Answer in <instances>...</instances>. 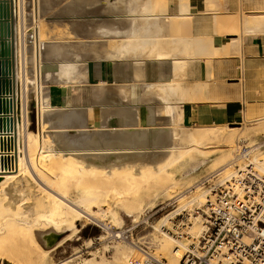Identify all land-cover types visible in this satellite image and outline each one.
Here are the masks:
<instances>
[{"label":"crops","instance_id":"0c3cea01","mask_svg":"<svg viewBox=\"0 0 264 264\" xmlns=\"http://www.w3.org/2000/svg\"><path fill=\"white\" fill-rule=\"evenodd\" d=\"M26 3L27 18L21 28V34L23 35L25 29L33 25L36 13L37 37L36 41H28L27 64L22 67L18 43L21 36L20 26L17 23L15 55L16 61H19L16 63L20 76H17L16 82L20 88L25 83L29 85L28 108L25 106L24 115L27 118L21 115V122L25 119L28 131L40 139V144L43 136L45 138L48 135V131L52 135L54 133L58 135L60 140L57 138L55 140L59 141V150L75 149L81 153L87 148L86 129L94 126L95 135L105 133L104 140L107 139V142L116 141L124 136L133 140L135 146L146 144L149 146L154 135L150 126L158 123L168 125L176 119L174 122L182 126H209L240 121L253 122L264 118V27L254 26L253 22L247 27L243 22L244 19L264 15V0H166L165 8L155 11L151 17L161 18L164 15L171 19L155 32L144 31L142 37L145 44L141 51L139 50V55H135L133 46L131 48L129 46L133 45L136 36L135 17L141 13L140 11L133 13L135 0H26ZM156 6L155 2L150 4L151 8ZM184 19L190 21L187 22L189 27ZM145 23L146 20L144 29ZM126 29L129 30L127 31L129 35L123 32ZM232 34L234 37H228ZM196 38H205L207 43L205 45L211 40L208 49L212 43L213 47L209 50L211 52L214 48L212 52H203L207 49L204 45L201 48L203 54L200 56L194 53L197 49L194 45L193 51L192 47L190 49L184 46L186 40L196 41ZM0 41L3 45L5 40ZM123 44L127 45L125 49L121 48ZM104 49H108L106 54H103ZM184 49L191 53L186 55ZM158 53L163 55L159 56ZM63 63H73L75 69L67 74L61 69ZM26 77L29 82H26ZM37 82L40 90L38 95ZM176 83H179L180 93L176 91L177 95H171V98L167 88L175 87ZM177 84L175 88L178 87ZM196 84L204 87L202 93L197 90ZM162 85L166 89L161 93ZM181 91L190 92L189 94L196 96L197 99H182ZM37 97H41V100H37ZM168 97L171 98V102L174 101L173 103L179 101L177 105L171 103L175 112H178L176 118L164 112L165 99ZM73 111L77 113V117L81 114L76 120L75 113L71 117ZM118 124L127 128L138 125L140 128L127 129L119 133L114 131V128L119 127ZM45 125L46 132H43ZM110 128L112 132L107 133L106 129ZM160 131L171 135L169 129L164 128Z\"/></svg>","mask_w":264,"mask_h":264},{"label":"rangeland","instance_id":"374dc122","mask_svg":"<svg viewBox=\"0 0 264 264\" xmlns=\"http://www.w3.org/2000/svg\"><path fill=\"white\" fill-rule=\"evenodd\" d=\"M26 5L27 3L25 1V7ZM250 19H252V21L255 19L264 21V15H258ZM24 23L25 21L21 22V20L20 23L18 22L21 35L18 43L22 67L27 64L26 52L28 48V40L24 39L21 34V28ZM230 30L233 31L234 29ZM228 37H234V35L232 34ZM26 80V82H29L28 77H26ZM23 86L25 88L24 94H26L27 100L26 108H28L29 85L25 83ZM199 86L202 87L200 90L201 92L199 91L202 93L204 87L201 84H199ZM158 125H160V127L167 126L162 124ZM46 127L47 126L45 125L43 132H46ZM183 127L185 135H188V133L193 131L198 138L191 145H188L187 143L186 145L183 140L179 142L177 147L180 152H177L178 155L176 156H171L169 153L171 149L169 148V145L173 146L174 143L172 139H170L171 135H168V132H166V135H164L165 133L163 134V132L161 133V135L166 137L164 140L166 142L163 144L166 147L163 145H156L145 151L121 153L122 155L133 154L138 156L127 162L125 167H122V170L125 171H128L129 169L136 171L135 173H132L134 179L132 178L131 181L128 182L129 190L126 196L110 195L106 201L105 191H107V188L113 186V183H111L112 181L109 179L110 181H102L98 183V185L101 186L98 194L101 196H99L96 201L84 200L83 197L88 194V191L90 192L88 186L92 185V183L89 182V180L80 177V174L78 173H80L81 170H75L77 174L73 173V171L70 173V171L64 170L66 169V166H68L70 159L72 162H79L82 161L85 154L82 152L80 154H66L68 159L65 158V156L58 157L57 155H53L51 150L58 149L59 147V141L55 140V138L58 140L60 139L56 133L52 135L47 131L48 135L45 138L43 136L44 140L42 139L43 141L41 142V145L40 139L36 137L37 139L33 140L35 147L32 145L34 149L30 147L28 150V155H30V160H32L31 169L26 167L27 170H23L22 174L20 173L18 178L16 177L17 179L13 178L5 184V186H0V208L2 207L1 204H4L3 206L6 207V201L3 203L2 199L6 198V187H8L10 182L15 180L18 184L17 188L12 191V194L14 193L13 196L15 197H13V200H18V204L15 208H11L13 212L20 210L28 214L29 211L26 210H29L30 208L34 209L32 207H36L40 204L46 197L44 195H47L46 190L43 189L38 182L39 178H41L43 181L48 182L47 184L50 187L51 185L54 186L51 188L62 194L65 193V195L74 201L79 199L78 201L82 202V204L84 203V207L88 206V209L97 213L94 216H87L88 218L86 216H81L79 220H76L75 216H73L68 219V221L71 223L74 222V224H69L68 226L61 225L60 228L57 229L58 231L53 229L52 225H46V223L37 226L38 229H35L37 243H40L39 245L46 249L47 253L50 252L46 255L47 264H52V262L53 264H59L62 263V261H69L71 264H76L82 263L88 259H94L96 263L100 264H122L125 262L124 260L127 259L125 258L126 255L129 257V260L132 257H136L135 255L139 254L137 249L140 248L147 250L150 255L163 260L168 264H176L174 261L175 250L181 247V243L190 244L191 242V237L186 236L185 233L195 235L202 229V219L194 218V213L192 212L193 208L201 205V203L205 201L206 195L208 194L207 191L218 186L220 182H222L223 177L227 175V172L230 173L232 167H228L229 160H234L236 158V155L233 154V152L238 149V144L241 145L242 142L251 144L259 139H264V118L253 122L242 123V121H240L231 124H211L209 126L188 125ZM94 129V126H89L87 136L89 134H91L90 136H95L96 130ZM37 143L38 145H36ZM104 145L103 147L106 148L114 146H107V144ZM93 147L94 146L87 145V148ZM89 153V155H92L95 159H104L108 156L119 155L118 153L109 154L108 152H103L101 154H97L96 152ZM56 157H58L59 160L53 162L56 160ZM53 158L55 159L53 160ZM257 158H260L261 162L264 163V161H262V159H264V148L262 154L257 156ZM60 162L62 166L65 164L63 169ZM162 164L165 166L160 169L158 166ZM45 165H48V167ZM75 165L79 166L77 163ZM229 165H231V162ZM26 172H29V176ZM38 176L41 177L38 178ZM43 176L46 178H43ZM35 180H37L38 183ZM126 183L127 182L123 180H116L114 185L123 187ZM28 184H31V186ZM80 196H82V198ZM199 196L202 197L200 198ZM21 202L24 203V206L19 204ZM109 202L114 203V205L111 204L110 206ZM28 204L31 206L28 207ZM109 209L110 211H108ZM0 211L3 212V215H1L2 212L0 213L1 241L5 239L7 234V231L5 232V230L2 229V227H5V221L7 220L5 218H9L11 213L2 210V208ZM32 212L34 213L35 211L32 210ZM30 214L32 213L30 212L29 215ZM183 214L188 218L184 217V222H181L180 219ZM189 214L192 216L189 217ZM146 216H149L147 222H143L136 230H134L132 237L116 238L112 235V230H114V232H120L121 229H126L130 226L133 220H139ZM163 226H165V231L169 228L170 232L166 233L164 231L165 233H163ZM15 229L16 228H14V230ZM182 230L185 232L184 238L178 240L179 238L176 237V234L183 233ZM55 234H57V236H55ZM24 236L25 234L23 237ZM7 240L11 242L10 239ZM34 253H37V255L39 254V252L35 250V247ZM144 258L145 256L141 255V259L144 260ZM36 264L42 263L39 261L38 263L36 262ZM125 264L131 263L125 262Z\"/></svg>","mask_w":264,"mask_h":264},{"label":"bare ground","instance_id":"6f19581e","mask_svg":"<svg viewBox=\"0 0 264 264\" xmlns=\"http://www.w3.org/2000/svg\"><path fill=\"white\" fill-rule=\"evenodd\" d=\"M25 1L26 0H20V11L18 12V6H16L15 8V17L16 18H19V19H16L15 18V27H16V25H17V23L19 22L20 23V20H21V22H24L25 20H26V18H27V16H26V10H25ZM126 1V0H125ZM128 2H132V1H128ZM127 2V3H128ZM153 2H155L156 4H157V6L155 7V8H151L150 7V4L151 3H153ZM123 3V2H122ZM130 5V4H129ZM132 5H133V3H132ZM165 5H166V0H135V12L133 11V13L135 14L136 12L138 13L139 11L141 12L140 13V15L139 16H136V15H133V16H136L135 17V26H136V28H135V34H136V36H135V40H134V43H133V45H130L129 44V46H130V48H131V46H133V48H134V50H135V55H139L140 54V49L144 46V41H143V33H144V31H146V33L147 32H151V31H157L161 26H164V25H166L169 21H170V19H171V17H169V16H162L161 18H157L156 16V18H153L152 19V17H151V15H154L155 13V11H159V10H161L163 7L165 8ZM118 7H119V5H117ZM125 7V6H124ZM123 7V8H124ZM191 7V6H190ZM122 8V7H121ZM167 8V7H166ZM127 9H129L128 7H127ZM127 11V10H126ZM129 12V11H128ZM127 12V13H128ZM218 12V11H217ZM131 13V12H130ZM130 13H128V14H130ZM167 14H169V13H167ZM157 15V14H156ZM174 15V14H173ZM181 15V14H180ZM183 15H185V14H183ZM125 16V15H124ZM126 17V16H125ZM130 17V16H129ZM160 17V16H159ZM181 17H182V15H181ZM190 17V16H189ZM221 17V16H220ZM225 17V16H224ZM248 17V16H247ZM184 18V17H183ZM182 18V19H183ZM185 18H186V16H185ZM188 18V17H187ZM181 19V18H180ZM16 20H17V22H16ZM144 20V21H143ZM145 20H146V23H145V29L143 28V25H144V22H145ZM243 20V19H242ZM113 21V20H112ZM132 21V20H131ZM181 21V20H180ZM184 22L186 23V25H187V27H189L188 25L189 24H187V22L188 21H185V19H184ZM190 22V21H189ZM188 22V23H189ZM244 22V24L247 26V27H249V25L251 26V23L253 22V24L252 25H254V26H258V27H262V26H264V21L263 20H260V19H255L254 21H252V19H250V18H248V19H245V21H243ZM132 23V22H131ZM133 24H134V22H133ZM132 24V25H133ZM181 24V23H180ZM215 24V23H214ZM24 25V24H23ZM182 25V24H181ZM192 25V24H191ZM20 26V25H19ZM22 26V25H21ZM244 26V25H243ZM106 27V26H105ZM114 27H116V26H114ZM134 27V26H133ZM109 28V27H108ZM119 28V27H118ZM117 28V29H118ZM186 28V27H185ZM254 28V27H253ZM107 29V28H106ZM128 29H130V28H128ZM128 29H126L125 31H123V32H127V31H129ZM181 29V28H180ZM189 29V28H188ZM16 30V29H15ZM111 30H113V29H111ZM119 30V29H118ZM187 30V29H186ZM250 30H253V29H250ZM255 30V29H254ZM103 31V30H102ZM102 31H101V33H102ZM115 31V30H114ZM122 31V30H121ZM120 31V32H121ZM133 31V30H132ZM188 31V30H187ZM16 32V31H15ZM153 32V33H154ZM254 32V31H253ZM256 32V31H255ZM100 33V32H99ZM100 33V34H101ZM114 33V32H113ZM233 33V32H232ZM16 34V33H15ZM98 34V33H97ZM111 34V33H110ZM129 35L130 33H126V35ZM159 34V33H158ZM189 34H190V32H189ZM188 34V35H189ZM69 35V34H68ZM72 35V34H71ZM148 35V34H147ZM103 36V35H102ZM113 36V35H112ZM117 36V35H116ZM123 37H124V35H122ZM158 36V35H157ZM185 36V35H184ZM187 36V35H186ZM190 36V35H189ZM115 37V36H114ZM120 37V36H119ZM131 37V36H130ZM165 37V36H164ZM111 38V37H110ZM189 38V37H188ZM194 38V37H193ZM202 38V37H201ZM206 38V37H205ZM205 38H203V39H197L196 41H187L186 40V42H185V44H184V46L186 47V48H190V47H192V51H193V45L197 48V49H195V51H194V53H196L197 55L199 54L200 56H201V48H203V46L205 45V44H207L206 43V40H205ZM119 39V38H118ZM207 39V38H206ZM194 40V39H193ZM126 41V40H125ZM185 41V40H184ZM118 42H120V41H118ZM211 42V40L209 41V43ZM213 42V41H212ZM208 43V45H210ZM57 44V43H56ZM147 44V43H146ZM151 44H152V42H151ZM153 44H154V42H153ZM208 45H205L206 46V48L208 49ZM95 46V45H94ZM202 46V47H201ZM40 47V46H39ZM38 47V48H39ZM127 47V45L126 44H123V46H121V48H126ZM213 46H212V43H211V47L210 48H212ZM37 48V49H38ZM50 48H52V47H50ZM55 48H58V47H55ZM91 48V47H90ZM95 48V47H94ZM114 48V47H113ZM205 48V47H204ZM210 48L207 50V49H205V51H203V52H206V51H209L210 50ZM214 49V48H213ZM212 49V50H213ZM49 50V49H48ZM90 51H92L91 49H89ZM98 50V49H97ZM103 50V49H102ZM101 50V51H102ZM105 51L103 52V54H106L105 52H106V50H108V49H104ZM140 50V51H139ZM212 50H211V52H212ZM16 51V50H15ZM39 52V51H38ZM37 52V53H38ZM54 52V51H53ZM94 52V51H93ZM99 52H100V50H99ZM110 52H111V50H110ZM112 52H113V50H112ZM186 55H188V54H190L191 53V51H189V50H186V49H184V51H183ZM190 52V53H189ZM210 52V51H209ZM210 52V53H211ZM102 53V52H101ZM193 53V52H192ZM207 53V52H206ZM209 53V54H210ZM213 53H214V51H213ZM40 54V53H39ZM39 54H38V56H39ZM52 54V56H53V53H51ZM59 54V53H58ZM57 54V55H58ZM102 54V55H103ZM203 54V53H202ZM132 55V54H131ZM130 55V56H131ZM158 55L159 56H161V55H163L162 53H158ZM185 55V56H186ZM193 55H195V54H193ZM196 55V56H197ZM205 55V54H204ZM212 55V54H211ZM214 55V54H213ZM54 56H55V53H54ZM119 56V55H118ZM210 56V55H209ZM41 57V56H40ZM109 57H110V55H109ZM55 58H57V56L55 57ZM126 58V57H125ZM193 58V57H192ZM24 59V58H23ZM39 59V58H38ZM185 59H186V57H185ZM138 60V59H137ZM137 60H133V62L135 61H137ZM140 60H141V58H140ZM179 60V59H178ZM178 60H176V61H178ZM184 60V59H183ZM142 61V60H141ZM145 61V60H144ZM17 61H16V55H15V63H16ZM19 62V61H18ZM17 62V63H18ZM24 62V61H23ZM42 62V61H41ZM175 62V61H174ZM178 62H180V61H178ZM16 63V64H17ZM38 63V62H37ZM139 63V62H138ZM173 63V62H172ZM188 63V62H187ZM84 64V63H83ZM177 64H179V63H177ZM183 64V63H182ZM180 65H181V63H180ZM183 65H185V64H183ZM183 65H182V67H183ZM60 66V65H59ZM18 64L16 65V79H17V76L19 77L20 76V74H19V72H20V70L18 71ZM137 67V66H136ZM139 67H141V66H139ZM145 67V66H144ZM144 67H142L143 69H144ZM54 68H56V65H55V67ZM179 68V67H178ZM177 68V69H178ZM60 69V68H59ZM61 69L65 72V73H67V74H69L70 72H72L74 69H75V65L73 64V63H63V65H61ZM50 70V69H49ZM135 70V69H134ZM138 70H140V69H138ZM51 71V70H50ZM60 71V70H59ZM76 71V70H75ZM78 71V70H77ZM85 71V70H84ZM84 71H82V72H84ZM54 72H55V70H54ZM138 72V71H137ZM141 71H139V73H140ZM174 72V71H173ZM178 72V71H177ZM52 73V72H51ZM56 73H57V71H56ZM61 73V72H60ZM175 73H176V71H175ZM40 74V73H39ZM47 74H48V72H47ZM66 74V75H67ZM85 74V73H84ZM141 74V73H140ZM143 74H144V71H143ZM79 75V74H78ZM86 75V74H85ZM51 76V75H50ZM59 76H61V75H59ZM76 76V75H75ZM84 76V75H83ZM141 76V75H140ZM179 76V75H178ZM42 77H45V76H42ZM86 77V76H85ZM180 77V76H179ZM188 77V76H187ZM186 77V78H187ZM175 78V77H174ZM185 78V79H186ZM20 79V78H19ZM44 79V78H43ZM75 79V78H74ZM173 79V78H172ZM177 79V78H176ZM18 80V79H17ZM171 80V79H170ZM175 80V79H174ZM178 80V79H177ZM180 80V79H179ZM176 81V80H175ZM181 81H182V79H181ZM42 82H44V81H42ZM42 82H40V83H42ZM60 82H61V80H60ZM78 82H81V81H78ZM78 82H76V83H78ZM101 82V81H100ZM174 82V81H173ZM172 82V83H173ZM178 82V81H177ZM59 83V82H58ZM63 83V82H62ZM72 83V82H71ZM18 82H16V92H17V96H18V101L19 102H21L22 101V103H20V107L18 108V112L20 113V116L22 115V117L23 118H27L26 116H24L25 115V113H26V109H25V106H26V94H24V90H25V88H24V86L22 85V87L20 88V87H18ZM161 84V83H160ZM177 84V83H176ZM176 84H175V87H176ZM179 84V83H178ZM177 84V85H178ZM186 84H187V82H186ZM190 84V83H189ZM73 85V84H72ZM197 85V84H196ZM196 85L194 86L195 87V89H196ZM43 86V85H42ZM63 86H64V84H63ZM66 86V85H65ZM97 86V85H96ZM127 86V85H126ZM152 86V85H151ZM198 86V91H200L201 90V86H199V85H197ZM67 87V86H66ZM129 87L130 86H128L127 88L129 89ZM157 87V86H156ZM175 87H169V88H167V90H168V95H170V97H171V95H173L174 96V94H176V91L177 92H179L180 90H179V85H178V87L177 88H175ZM63 88V87H62ZM123 88V87H122ZM75 89V88H74ZM155 89V88H154ZM157 89V88H156ZM164 89H166L165 88V86H161V90H160V92L162 91V90H164ZM122 91V90H121ZM104 92V91H103ZM201 92V91H200ZM102 93V92H101ZM144 93V92H143ZM162 93V92H161ZM164 93V92H163ZM180 93V92H179ZM190 93V92H189ZM189 93H187L186 91H181V98L182 99H188V98H190V99H193L194 100V98H197L196 96H194L193 97V95H191V94H189ZM198 93V92H197ZM146 94H148V93H146ZM145 94V95H146ZM152 94H153V91H152ZM192 94H194V93H192ZM42 95V94H41ZM40 95V96H41ZM154 95V94H153ZM177 95V94H176ZM195 95V94H194ZM148 96V95H147ZM146 96V97H147ZM152 96V95H151ZM42 97V96H41ZM102 97V96H101ZM128 97V96H127ZM160 97V96H159ZM170 97H168V98H166L165 100H166V106L164 107V112L166 113V114H168V115H172V116H174L175 118L176 117H178V112H175V109L173 108L174 107V105H173V107H172V104L171 103H173L174 101L172 100V102H171V98ZM46 98V97H45ZM71 98V97H70ZM123 98V97H122ZM129 98V97H128ZM164 98H165V96H164ZM176 98V97H175ZM100 99V98H99ZM116 99V98H115ZM130 99V98H129ZM132 99V98H131ZM135 99V98H134ZM178 99H180V98H178ZM101 100V99H100ZM103 100V99H102ZM128 100V99H127ZM157 100V99H156ZM174 100H176V99H174ZM98 101V100H97ZM134 101V100H133ZM163 101V100H162ZM176 101H178V100H176ZM188 101V100H187ZM208 101V100H207ZM127 102V101H126ZM184 102V101H183ZM129 103V102H128ZM176 103H179V101L178 102H176ZM176 103H173V104H175V105H177ZM182 103V102H181ZM99 104V103H98ZM120 104V103H119ZM118 104V105H119ZM130 104V103H129ZM22 105V106H21ZM163 106H161V108H162ZM110 108V107H109ZM119 108V107H118ZM120 108H122L121 106H120ZM155 108V107H154ZM161 108H160V110H161ZM176 108H177V106H176ZM108 109V108H107ZM106 109V110H107ZM116 109V108H115ZM81 110V109H80ZM89 110V109H88ZM111 110V109H110ZM136 110V109H135ZM182 110V109H181ZM104 111V110H103ZM109 111V110H108ZM119 111V110H118ZM81 112V111H80ZM123 112V111H122ZM151 112V111H150ZM161 112V111H160ZM163 112V113H164ZM183 112V111H182ZM22 113V114H21ZM72 114H71V117H72V115L74 116V114L73 113H75V118H74V120H76V118H79V116L81 115H79L78 117H77V113H79V110H78V112L76 113L75 111H73V112H71ZM108 113V112H107ZM126 113V112H125ZM124 113V114H125ZM128 113V112H127ZM159 113V112H158ZM138 114H139V112H138ZM156 114H157V112H156ZM160 114H162V113H160ZM27 115V114H26ZM83 115H86V114H83ZM107 115V114H106ZM113 115H115V114H113ZM152 115V114H151ZM158 115V114H157ZM181 115L183 116V113H181ZM111 116V115H110ZM122 115H120V117H121ZM156 116V115H155ZM163 116V115H162ZM83 117V116H82ZM123 117V116H122ZM150 117V116H149ZM152 117V116H151ZM122 119H124V118H122ZM155 119V118H154ZM63 120H65V119H63ZM69 120V119H68ZM68 120H67V123H68ZM71 120H72V118H71ZM84 120H85V116H84ZM83 120V121H84ZM125 120V119H124ZM123 120V121H124ZM172 120V119H171ZM176 120V119H175ZM175 120H172L171 122H172V124H168L166 127H160V125H158V124H154V125H156V126H154V125H152V126H150L151 127V130L154 132L153 134V136H152V139H153V141H150V145L148 146L147 144H146V146H142L141 144V146H135L136 144H135V142L133 141V140H130V139H127L126 137H122L121 139H117L116 141H114V140H109V142L108 143H106L107 141V139L106 140H104V134H100L99 133V135L97 136V135H95V136H90L91 134H89L88 136H87V140H86V144L87 145H91V146H94L93 148H87L85 151H83L82 150V153L83 154H85V156L83 157V159H82V161H79V162H72V160L70 159L69 160V164H68V166H66V169L64 170V171H70V173H71V171H73V173H76L77 174V172L76 171H80L81 170V172L80 173H78V174H80V177H82V178H85L86 180H89V182H91L92 183V185H89L88 187V189H90V192L88 191L87 193L88 194H86V196L85 197H83L84 198V200H89V201H96L97 199H98V197L99 196H101V195H99L98 194V191L100 190L99 188L101 187L100 185H98V183H100V182H102V181H112L111 183H113V186L112 187H109V188H107L106 190L107 191H105L106 192V199H105V201L107 200V198H109V196L110 195H117V196H126V194H127V192H128V190H129V185H128V182H130L131 181V179L133 178L132 177V173H135L136 171H133L132 169H129L128 171L126 170H122V167H125L127 164V162H129L131 159H133V158H137L138 156H135V155H133V154H130V155H128V154H124V155H122L121 153H124V152H131V151H145V150H147V149H149L150 147H152V146H156V145H163L164 144V142H166V141H164L165 139H166V137H164L163 135H161V133L163 132H161L160 130H162V129H169V130H171V138L170 139H172V141H173V143H174V145L173 146H170L169 145V148H171L170 149V151H169V153L171 154V156H176V155H178V153L180 152V150H179V148L177 147V144L179 143V142H181L182 140L184 141V143L186 144H188V145H191V144H193V142H195V140L198 138L195 134H194V132L192 131V132H190V133H188V135H185L184 134V132H183V130H184V127L181 125V124H179V123H176V122H174ZM26 121H27V119H26ZM58 121V120H57ZM61 121V120H60ZM73 121V120H72ZM79 121V120H78ZM121 121V120H120ZM127 121H128V119H127ZM127 121H126V123H127ZM156 121V120H155ZM182 121V120H181ZM65 122H66V120H65ZM132 122V121H131ZM134 122V121H133ZM26 122H25V119H22V122H20V124L18 123V151H19V156H18V168H17V170L15 171V170H1V167H0V172H4V173H0V174H3V175H0V177H1V179H0V186H5V184H7L11 179H13V178H18V176L20 175V173L22 174V171L23 170H27L26 169V167L28 168V169H31L30 167L32 166V163H31V161L32 160H30V155H28V150L30 149V147H32V145H34V147H35V144H33L34 142H33V140L34 139H37L34 135H33V133H31V131H28V129H27V125L25 124ZM75 123V122H74ZM79 123V122H78ZM77 123V124H78ZM121 123V122H120ZM125 123V124H126ZM60 124V123H59ZM58 124V125H59ZM62 124V123H61ZM86 124V123H85ZM67 125H69V124H67ZM79 125V124H78ZM82 125H84V122L82 123ZM119 125V124H118ZM76 126V125H75ZM131 126V125H130ZM62 127V126H61ZM65 127V126H64ZM74 127V126H73ZM59 128V127H58ZM70 128V127H69ZM140 127L138 126V125H133V126H131V127H129V128H127V127H124V126H120L119 125V127H117V128H114V131L115 132H119V133H123L125 130H127V129H129V130H132V129H139ZM234 128V127H233ZM72 129V128H71ZM99 129V128H98ZM188 129V128H187ZM186 129V130H187ZM78 130V129H77ZM86 130H88V129H86ZM85 130V131H86ZM92 130V129H91ZM94 130H96V128L94 129ZM104 130V129H103ZM107 131V133H109L111 130H112V128H110V129H106ZM190 130V129H189ZM61 131V130H60ZM63 131V130H62ZM74 131V130H73ZM138 131V130H137ZM88 132V131H87ZM112 132V131H111ZM133 132V131H132ZM158 132H160V133H158ZM83 133H84V131H83ZM114 133V132H113ZM79 134V133H78ZM207 134V133H206ZM38 135V134H37ZM74 135V134H73ZM85 135H86V133H85ZM108 135V134H107ZM138 135V134H137ZM165 135H166V133H165ZM109 136V135H108ZM168 136V135H167ZM67 137V136H66ZM70 137V136H69ZM77 138V137H76ZM138 138V137H137ZM169 138V137H168ZM204 138V137H203ZM44 140V139H43ZM42 140V141H43ZM139 140V139H138ZM137 140V141H138ZM141 140V139H140ZM179 140V141H178ZM136 141V142H137ZM36 142V141H35ZM84 142V141H83ZM163 142V143H162ZM74 143V142H73ZM148 143V142H147ZM161 143V144H160ZM45 144V143H44ZM102 144H107V145H114V146H111V147H108V148H106V147H103V146H101ZM182 144V143H181ZM186 144V145H187ZM36 145H38V143L36 144ZM41 145V144H40ZM83 145V144H82ZM134 145V146H133ZM44 146V145H43ZM81 146V145H80ZM86 146V145H85ZM164 146V145H163ZM75 147V146H74ZM164 147H166V146H164ZM189 147V146H188ZM33 148V147H32ZM34 149V148H33ZM67 150V149H66ZM90 150V151H89ZM93 150V151H92ZM34 151V150H33ZM32 151V152H33ZM89 152H96L97 154L98 153H103V152H108L109 154H112V153H118L119 155H112V156H108V157H106V158H104V159H95L92 155H89L90 153ZM178 152V153H177ZM6 153H8V152H6ZM51 153L53 154V155H57L58 157H61V156H65V158H67L68 159V157H67V155L66 154H80L77 150L75 151V149H71V150H69V151H62V150H59V149H53V150H51ZM29 154H30V152H29ZM58 157H56V160L55 161H53V162H57V160H59V158ZM55 158H53V160H54ZM236 159V158H235ZM234 159V160H235ZM34 160V159H33ZM61 160V159H60ZM233 160V161H234ZM34 162V161H33ZM53 162H51V163H53ZM253 162L256 164V167L259 169V170H261V172L262 173H264V163L263 162H261V159L260 158H257V156L256 157H254L253 158ZM47 163V162H46ZM65 163V162H64ZM79 164V166L78 165H75V164ZM62 164H63V162H62ZM55 165H57V164H55ZM60 165H61V162H60ZM65 165V164H64ZM63 165V166H64ZM67 165V164H66ZM46 166V165H45ZM62 166V165H61ZM63 166H62V169H63ZM78 166V167H77ZM165 165L164 164H162V165H159L158 167L160 168V169H162L163 167H164ZM229 166H231V165H229ZM46 167H48V165L46 166ZM49 167H50V165H49ZM44 168V167H43ZM33 169V168H32ZM77 169H79V170H77ZM37 170V169H36ZM76 170V171H75ZM223 170V169H222ZM32 171V170H31ZM34 171V170H33ZM145 171V170H144ZM144 171H142V172H144ZM230 171V170H229ZM29 172H30V170H29ZM29 172H26V174H28V176H29ZM36 172V171H35ZM38 172H39V170H38ZM225 172V171H224ZM25 173V172H24ZM24 173H23V175H24ZM32 173V172H31ZM146 173V172H145ZM69 174V173H68ZM40 175V174H39ZM42 175V174H41ZM230 173H228L227 172V175H225L226 177H230ZM22 176V175H21ZM39 177H41V176H38V178ZM45 176H43V178H44ZM75 177V176H74ZM16 178V179H17ZM31 178H32V176H31ZM46 178V177H45ZM224 178V177H223ZM36 179V178H35ZM110 179V180H109ZM134 179V178H133ZM116 180H123V181H126L127 183H126V185H124L123 187H118L117 185H114V183H115V181ZM31 181V180H30ZM36 182H37V180H35ZM39 184H40V186L43 188V189H45L46 190V193H47V195H44V196H46L45 197V199L40 203V204H38L36 207H32V208H34V209H29V210H26V211H29V213L31 212L32 214H30L29 215V213L28 214H26V212H23V211H20V210H16L15 212H13V210H12V208L11 207H13V208H15L16 207V205L18 204L17 202H18V200L17 201H14L13 199V197H15V196H13L14 195V193L12 194V191L14 190V189H16L17 188V182H15V180L14 181H12V182H10V184L8 185V187H6V198H4V199H2L3 200V203L5 202V204H6V207L5 206H3L4 204H1L2 205V210H6V211H8V212H10L11 214H10V216H9V218H5V219H7L6 221H5V229L2 227V229L3 230H5V232L7 233L6 234V236H5V239L4 240H1L0 241V264H36V262L38 263L39 261L42 263V264H45L46 263V255L48 254V253H50V252H48L47 253V250L46 249H44L41 245H39L38 243H37V239H36V236H35V229L37 228V226H39V224H42V223H46V225L47 224H49V225H52L53 226V229H55L56 231H58L57 229L58 228H60V226L61 225H69V224H74V222L73 223H71V222H69L68 221V219H70L71 217H73V216H75V219L76 220H79L80 218H81V216H94V215H96L97 213L96 212H93V210H91V209H88V206H83V204H82V202H80V201H74V200H72V199H70L67 195H65V193L64 194H62V193H60L59 191H56L55 189H53V188H51V187H54V186H52L51 185V187L47 184L48 182H46V181H43L41 178H39ZM37 182V183H38ZM78 182H80V181H78ZM32 183V182H31ZM38 184V185H39ZM78 184H80V183H78ZM29 185V184H28ZM128 185V186H127ZM29 186H31V184L29 185ZM28 186V187H29ZM81 186V185H80ZM76 187H77V184H76ZM81 187H83V186H81ZM85 187V186H84ZM31 188V187H30ZM29 188V189H30ZM93 188V189H92ZM91 190H92V192H91ZM85 191V190H84ZM44 192V191H43ZM81 192H82V190H81ZM207 192H209V191H207ZM12 194V195H11ZM84 194V193H83ZM200 195V194H199ZM202 196H203V193H202ZM201 196V197H202ZM81 198H82V196H80ZM80 197H78V198H80ZM200 197V196H199ZM200 197V198H201ZM30 198V197H29ZM6 199H8V200H6ZM200 200V199H199ZM113 201V200H112ZM87 202V201H86ZM114 202V201H113ZM110 203V202H109ZM116 203V202H115ZM21 206H24L23 204L24 203H19ZM86 204V203H85ZM88 204V203H87ZM111 204H113L114 205V203H110V206H111ZM29 206H31L30 204H28V207ZM87 207V208H86ZM90 207V206H89ZM184 207V206H183ZM1 208H0V210H1ZM21 208V207H20ZM25 208V207H24ZM36 208V209H35ZM18 209H19V207H18ZM27 209V208H26ZM111 209V208H110ZM110 209L108 210V211H110ZM24 210V209H23ZM32 210L33 211H35L34 213L32 212ZM18 211V212H17ZM100 211H102V210H100ZM2 211H0V213H1ZM113 212V211H112ZM7 213V212H6ZM1 215H3V212H2V214ZM8 216V215H7ZM167 216V215H166ZM82 217V218H83ZM85 217V218H86ZM168 217V216H167ZM88 218V217H87ZM91 218H93V217H91ZM166 218V217H165ZM73 219V218H72ZM96 219V218H95ZM75 220V221H76ZM166 220V219H165ZM73 221V220H72ZM91 221H94V220H91ZM1 223H3V222H1ZM4 224V223H3ZM78 224V223H77ZM1 225V224H0ZM71 225V226H72ZM76 225V224H75ZM71 226H69V227H71ZM18 227V228H17ZM1 228V227H0ZM14 228H16L15 230H14ZM24 229V231H23V229ZM65 228V227H64ZM38 229V228H37ZM68 229V228H67ZM74 229H75V227H74ZM159 229V228H158ZM1 230V229H0ZM65 230V229H64ZM160 230V229H159ZM1 232H3V231H1ZM22 233H23V235L25 234V236L23 237V235H22ZM110 233V232H109ZM163 233H165V232H163ZM75 234V233H74ZM55 236H57V234H55ZM59 236V235H58ZM168 236V235H167ZM21 237V238H20ZM7 239H10L11 240V242L9 241V240H7ZM57 239H58V237H57ZM44 240V239H43ZM158 241V240H157ZM156 241V242H157ZM11 243V244H10ZM136 244V243H135ZM181 244H184V243H181ZM12 246H14V247H12ZM34 247H35V250H37V252H39V254L37 255V253H34ZM138 250V252H139V254H136L135 256L137 257V258H139V259H141V255H144V252L142 251V250H140V249H137ZM51 251V250H50ZM136 251V250H135ZM134 251V252H135ZM135 254V253H134ZM150 254V253H149ZM183 252H182V250L181 249H177V250H175V252H174V261H175V263L176 264H180L179 263V260L183 257ZM133 256V255H132ZM49 257V256H48ZM125 258H127L126 260H124L125 262H130L131 261V259L129 260V257H127V255H126V257ZM131 258V257H130ZM52 260V259H51ZM142 260V259H141ZM125 262L124 263H122V264H125ZM112 263V262H111ZM47 264V263H46ZM52 264H53V262H52ZM59 264H71V263H69V261H65V262H63L62 261V263H59ZM76 264H100V263H96L95 261H94V259H88V260H85V261H83L82 263H76ZM120 264V263H119Z\"/></svg>","mask_w":264,"mask_h":264},{"label":"built area","instance_id":"2783aa9c","mask_svg":"<svg viewBox=\"0 0 264 264\" xmlns=\"http://www.w3.org/2000/svg\"><path fill=\"white\" fill-rule=\"evenodd\" d=\"M14 2L19 12L20 0ZM36 21L35 13L33 25L23 33L24 39L36 41ZM39 99L41 97H37ZM263 148L264 139L238 144V149L233 152L236 159L229 160L232 167L230 177L225 176L208 192L205 201L192 210L194 218L202 219L201 231L195 235L183 230V233L176 234L178 240L184 238V233L191 237L190 244H181L178 248L184 254L180 264H264V173L253 162L255 156L262 154ZM184 217L188 218L183 214L181 222H184ZM148 218L133 220L120 232L112 230V235L116 238L132 237L134 230ZM165 232L169 233L170 229ZM140 250L144 252V260L132 257L131 264H168L147 250Z\"/></svg>","mask_w":264,"mask_h":264},{"label":"water","instance_id":"95a60500","mask_svg":"<svg viewBox=\"0 0 264 264\" xmlns=\"http://www.w3.org/2000/svg\"><path fill=\"white\" fill-rule=\"evenodd\" d=\"M15 9L14 0H0V40H5L3 45L0 41V133L6 132L0 134V167L5 171L17 170L19 156L21 116L16 92Z\"/></svg>","mask_w":264,"mask_h":264}]
</instances>
